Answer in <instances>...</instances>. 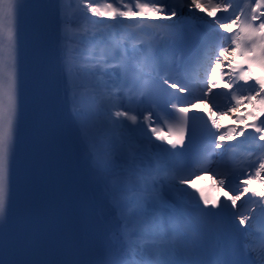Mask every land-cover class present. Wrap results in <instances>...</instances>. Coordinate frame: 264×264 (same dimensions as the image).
Wrapping results in <instances>:
<instances>
[{
	"label": "snow or ice",
	"instance_id": "snow-or-ice-1",
	"mask_svg": "<svg viewBox=\"0 0 264 264\" xmlns=\"http://www.w3.org/2000/svg\"><path fill=\"white\" fill-rule=\"evenodd\" d=\"M78 7L79 23L61 0H0V264H41L15 259L12 209L34 195L30 141L59 195L74 123L91 138L117 229L105 238L101 207L104 264H264V230L249 231L264 217V0ZM186 31L197 45L194 80L174 49ZM209 175L211 191L194 185ZM204 218L217 225L207 241L192 228ZM38 234L37 224L26 243Z\"/></svg>",
	"mask_w": 264,
	"mask_h": 264
},
{
	"label": "bare ground",
	"instance_id": "bare-ground-1",
	"mask_svg": "<svg viewBox=\"0 0 264 264\" xmlns=\"http://www.w3.org/2000/svg\"><path fill=\"white\" fill-rule=\"evenodd\" d=\"M103 2H105V0H103ZM61 3L63 4V6L65 7V9L68 11L69 13V17L71 19H73L74 21H76L77 23L81 22L83 20V17L80 14L79 11V4L80 2L78 0H61ZM89 19H93V18H89ZM114 31V30H113ZM57 68L59 71V78H58V83H59V94L62 98L64 107H65V111L68 114V116L71 115V102L66 98V94H65V84H64V75L62 73V71H60L59 69V60H57ZM198 107H203V105H199ZM228 117V116H225ZM224 118V117H223ZM222 118V119H223ZM221 119V120H222ZM222 124H226L225 122H221ZM232 123V122H231ZM76 127L77 132L79 133L81 140L83 142V145L85 147V160H86V165L87 167L91 170L92 172V177L96 180V177L98 176V173L96 172V168H95V163L92 159L89 158V152L91 150V138H84L80 128L78 126V124H73ZM207 177L209 180H212V177L209 176H205ZM100 184V183H99ZM101 187V191H102V184H100ZM103 193V191H102ZM244 203V206L247 207L249 205V203L247 202H242ZM108 209H109V205H108ZM260 226H262L263 228H256L254 229L252 232L258 233V231L261 229L264 230V218L262 220L259 221ZM105 224L107 226L108 232H109V240H113L114 241V237H115V232H116V225L115 222L113 220V217L111 214H109L107 216V219L105 221Z\"/></svg>",
	"mask_w": 264,
	"mask_h": 264
},
{
	"label": "rangeland",
	"instance_id": "rangeland-1",
	"mask_svg": "<svg viewBox=\"0 0 264 264\" xmlns=\"http://www.w3.org/2000/svg\"><path fill=\"white\" fill-rule=\"evenodd\" d=\"M78 1L80 2V0H78ZM97 2H98V3H104L103 0H97ZM89 18H92V17H89ZM93 19H94V18H93ZM221 122H223V123L225 122L226 124H230L231 122L234 123V121H233L230 117H224V118L221 120ZM253 187H256L257 190H261L259 184H255V185H253ZM242 202H244V201H242ZM242 202H239V203H242ZM251 206H252V205L249 204L248 207H251ZM255 215H256V214H255ZM250 223H253V221L250 222Z\"/></svg>",
	"mask_w": 264,
	"mask_h": 264
}]
</instances>
